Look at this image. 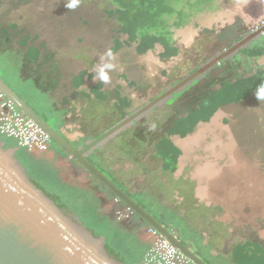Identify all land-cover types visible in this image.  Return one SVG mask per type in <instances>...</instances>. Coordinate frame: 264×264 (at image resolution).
Listing matches in <instances>:
<instances>
[{
  "label": "rangeland",
  "instance_id": "rangeland-1",
  "mask_svg": "<svg viewBox=\"0 0 264 264\" xmlns=\"http://www.w3.org/2000/svg\"><path fill=\"white\" fill-rule=\"evenodd\" d=\"M5 1L6 9L0 16V36L2 37L1 30L5 28L7 21L17 24L18 28L13 30H9L8 26L5 28L11 33L16 31V34L9 40L0 41V47L16 46V42L24 35L37 34L36 44H45L43 51L45 65L44 68L40 66L31 69V73L35 81L45 82V90L50 87L52 94L56 95L59 101L66 103L74 98L75 102L77 95L72 88L71 79L74 75L86 70L95 76L85 83L83 89L101 82L104 91L112 95L115 87L120 84L121 94L133 100L132 111L135 110V112L150 102L152 96L166 91L176 79L186 75L181 67L183 63L189 61V64L194 65L202 57L199 55L196 59L197 54L206 53L214 48L210 43L211 39L201 34L203 28H222L232 23L234 16L241 13L245 16L246 25L250 22L261 23L260 27L264 25V21L259 20L263 14L259 17V14L256 16L254 12L258 8L264 10V6L262 8L264 0H258L261 6L258 5L257 0H216L215 4L220 7L219 9L205 10L192 18L191 23L185 28L175 33L176 45L181 49L179 57L164 61L159 58L160 48L144 56H137L133 47H123L116 53H112L115 68L109 73V83H103L96 79L95 65L100 63L101 56L113 48V38L118 37L115 34L117 23L107 14V11L111 9L108 0H81L80 6L75 10L66 9L67 0ZM120 40H124V37ZM195 46L201 49V52L194 51ZM7 58L1 57L0 61H3L1 64L8 65ZM4 71V68L0 70V78L4 76ZM244 72H246L244 66L237 69L228 64L222 66L211 73L209 79H203L184 93L180 92L183 94L173 102H164L149 110L142 116L141 126L153 130L154 136L164 133L173 119L192 109L203 94L214 87L213 85L243 75ZM127 80L134 85L128 86ZM84 105V102L80 100L79 106ZM103 120H105L104 125L107 120L105 118ZM237 123L247 124L249 127L242 134L243 137L235 132ZM74 124L81 125L79 117H76ZM129 128H133V125ZM210 136L220 141L219 146L210 147L208 154L206 152L204 154L221 161L222 168L220 166L219 169L228 167L224 164L227 160L232 162L233 174L226 171L225 176L228 174L234 179L226 180V190L227 193H233L235 201H241V204L235 203L237 208L227 211L225 218L227 222H232L233 230H231L236 237L235 241L251 240L264 246V102L259 103L253 96L251 99L220 110L209 124L198 128L194 138L208 139ZM152 144L150 140L146 143L148 148ZM205 145L208 146L209 143ZM149 152H143L145 157ZM124 158L127 162L134 159L132 155L126 154ZM130 165L132 164L128 166L124 164V170L120 173L127 180L126 184L129 179L130 183L126 186H129L130 191H134L138 185L134 181L138 171ZM241 207L243 209H240ZM126 213V208L117 212L118 215H126Z\"/></svg>",
  "mask_w": 264,
  "mask_h": 264
},
{
  "label": "trees",
  "instance_id": "trees-1",
  "mask_svg": "<svg viewBox=\"0 0 264 264\" xmlns=\"http://www.w3.org/2000/svg\"><path fill=\"white\" fill-rule=\"evenodd\" d=\"M108 1L110 2L111 9L107 11V14L109 17L115 19L117 23L115 34L118 36L113 38L111 53H116L123 47H133L137 56H144L160 48L159 58L164 61L175 59L181 54V49L176 45L174 37L178 30L185 28L191 23L192 18L200 15L205 10L220 8L215 4L216 0ZM241 14L234 16V21L222 28L202 29L201 34L211 39L210 43L214 48L203 53L201 49L199 50L195 46L194 51L201 52L196 55V59L199 55H202L201 59L197 60L198 62L194 63V65L189 64V61L188 63L187 61L183 63L181 67L186 72V75L176 79L169 85V88L217 58L236 43L245 39L254 31L253 29L260 27L261 23L256 24L257 22H250L246 25L244 21L245 16ZM259 20L260 22L264 21V14ZM9 29L17 28L11 25ZM121 37H124V40H120ZM26 43L27 40H23L21 45L24 46ZM24 56L31 61H36L39 58V50L35 47H29ZM261 62H264V32L249 40L234 53L216 63L209 70L159 104L173 102L185 90L198 84L203 79H209L211 73L226 64L231 65L234 69L244 66L246 72L243 75H238L235 78L224 80L217 84L214 83L216 85H213L214 87H211L212 89L208 93L203 94L192 109L188 110L184 115L173 119L164 133L160 135L154 136L153 130L141 126L140 120L145 113L142 114L129 125H133V128L127 129L126 133H119L118 137L115 138V141L124 140L128 143L124 145L125 142L124 146H122L123 148H119L118 150L122 153L124 152L126 155H132L134 165L142 167L143 158L145 157L143 152L147 153L151 148L154 157L160 158L162 161V172H174L177 168V159L181 152L173 145L171 137L185 138L193 133L200 123L209 122L219 109L232 104L236 105L255 96V89L260 83L264 82V63ZM94 76L93 73H88L85 70L74 75L71 79V85L74 92H76L77 100L68 109L70 112L73 111L79 114L80 119L84 122L82 125L83 132L79 133L81 134L79 143L99 138L103 133L100 127L103 121H105L103 120L104 118L107 120L109 129L135 112V110L132 111L133 100L121 94L120 90L122 86L120 84L115 87L112 95L104 91L101 82H96L92 86L83 89L85 83ZM122 79L125 80L124 76H122ZM126 83L128 86L134 85L133 82H129L128 80ZM18 90H21L25 96L23 98L27 101L31 98L33 99L35 96V93L31 91L27 84L23 83L19 85ZM182 91L183 93L180 94ZM164 92L162 91V93L154 97L152 96L150 100H155ZM80 100L85 105L78 108ZM37 104L35 103L32 106L35 112L41 118H44L45 121L52 122L56 131H61L66 125L64 116L58 118L55 113H51L53 111L48 108L43 110L42 108L44 107ZM0 140L4 144V149H16L17 147L14 139L0 135ZM149 140L153 143L150 148L146 145ZM51 147L60 149L52 141ZM14 157L25 169L31 181L51 198L59 208L73 214L94 236L104 237L105 248L116 261L123 264L144 263L151 243L150 245H145L135 235V228H137L135 224L139 221L138 216L129 212L128 216L119 217L116 213V219H111L104 210L100 209L99 201L92 192L63 183L59 179L56 169L45 158L44 153L37 154L30 153L24 149H16ZM112 176L114 175L109 174L111 179H113ZM135 198L137 200L140 199L139 196H135ZM142 201L138 204L151 213L152 205L144 202L143 199ZM153 217L164 227L173 231L182 242L192 240L190 239L191 235L186 236L187 229L183 227L182 222L179 221L175 213L161 211L159 216L153 214ZM131 218L135 219L134 222L128 223L127 221L131 220ZM144 225H147V223L141 221L140 226ZM191 238L194 239L193 235ZM195 246L197 248L200 246L197 241H195ZM200 253L199 251L198 254L200 255ZM230 257L233 264H264V246L256 241L243 240L233 245L230 250ZM203 260L207 264H222L221 260L214 261L213 263L206 256L205 258L203 257Z\"/></svg>",
  "mask_w": 264,
  "mask_h": 264
},
{
  "label": "crops",
  "instance_id": "crops-1",
  "mask_svg": "<svg viewBox=\"0 0 264 264\" xmlns=\"http://www.w3.org/2000/svg\"><path fill=\"white\" fill-rule=\"evenodd\" d=\"M256 2L260 5L258 0ZM263 6L264 4L262 8ZM5 9L6 1L0 0V16ZM254 12L256 16L259 14V17L261 14H264V10H260L259 8L257 10L255 9ZM11 25L18 28L17 24L12 21H7L5 23V28H7V26L10 28ZM5 28L1 30V42H3L2 40H9L15 37L16 34V31L14 33L9 31L13 29L6 30ZM37 37V34L33 36L24 35L22 39L16 42V46L9 48L0 47V58L3 56L4 58L8 57L7 60L9 62L8 65H4L1 64L3 61H0V68H4L5 70L4 76H1V79L16 94L19 96L21 95L22 97H20L29 104V106L32 107L33 104L35 105V103H38V106L44 107L42 108L43 110H45V108L50 109L53 111L51 113H55L58 118L64 116L66 125L61 131L57 132L74 147L79 149L83 148L94 140H86L83 141V143H79V139L81 138V134L79 133L83 132L82 125L84 122L80 119L81 125L74 124L76 122V117L80 118L79 114L73 111L70 112L69 110L71 105L74 104V98L72 101L69 100L66 103L59 101L56 95L52 94V89L50 87H48V90H45V82L39 83L33 78L31 69H36L40 66L44 68L43 66L45 65V60H43L45 44H36L35 40ZM23 40H27L24 46L21 45ZM29 47H35L39 50V58L36 61L25 58L24 55ZM23 83L27 84L31 91L35 93L34 98H31L29 101L23 98L25 97L24 94L21 90H18L19 85ZM251 98H253V96L249 99ZM75 100H77V98ZM233 105L235 104L225 106L219 109L217 113ZM217 113H215L209 122L200 123L195 128L194 132L185 138H179L177 136L171 137L173 145L181 152L177 159V168L172 173L162 172V161L160 158L154 157L152 150H150L148 156L143 158L142 167H139V165L135 166L134 162L130 160L127 162L124 158L125 153L120 152L118 149L123 148L122 146L128 143L124 140L115 141V138L118 137L119 133H126L129 126L101 142L98 146L90 150L86 154V157L98 170L105 174L137 203H140L143 199L144 202L152 205V209L150 210L153 212L150 213L152 216L153 214L159 216L161 211L175 213L179 221L182 222L183 227L187 229L186 236L193 235L194 237L193 239L190 236L192 240L184 242L190 246L201 259L206 256L213 263L214 261L221 260L222 264H233L230 257V250L233 245L242 241H235L236 237L232 231V222H227L225 218V213L227 211L235 210V203H238V205L241 204V201H235L233 193H227L226 190V180L234 179L232 178L233 176H228V174L225 176L226 171L229 174H233L231 168L232 162L227 160L224 164L228 165V167L219 169L221 161L215 160L214 158L212 159L211 156L206 154H208V149L210 147L215 145L218 147L220 141H217L214 136H210L208 139L204 137L199 139L194 138L198 133V128L209 124ZM42 119L45 121L44 118ZM45 122L55 129L52 122ZM108 126L107 122H105L104 125L101 124L100 130H103L101 136L111 129H108ZM248 129L249 127L247 124L240 125V123H237L235 132H238V134H241V137H243L242 134ZM191 137L194 139L192 140ZM205 143H209V145L206 146ZM205 152L206 154H204ZM115 154L116 157H114ZM45 158L48 159L50 164L56 169L58 177L63 183L92 192L99 201L100 209L104 210L111 219H116L115 214L125 208L120 206V203L117 202L116 198L108 189L60 149L50 147V150L45 153ZM130 163L132 164L130 166L138 171L134 179L138 185H136L134 191H130L128 188L129 186H126L130 183L129 179L126 184L125 182L127 180L124 179L123 174L121 175L120 173V171L124 170V164L128 166ZM118 165L121 168H119ZM247 165H249V162H247ZM109 174L114 175L112 176L113 179L109 177ZM135 196H139L140 199L137 200ZM240 209L243 208L241 207ZM134 220L135 219L131 218V220L127 222L132 223ZM138 220L137 224H135L137 226V228H135V235L141 243L150 245L152 239L147 234V229L149 227L148 225L140 226L141 220ZM227 229H229V231H227ZM195 241L200 245L199 248L195 246ZM199 251L201 252L200 255L198 254Z\"/></svg>",
  "mask_w": 264,
  "mask_h": 264
},
{
  "label": "water",
  "instance_id": "water-1",
  "mask_svg": "<svg viewBox=\"0 0 264 264\" xmlns=\"http://www.w3.org/2000/svg\"><path fill=\"white\" fill-rule=\"evenodd\" d=\"M262 32L264 26L80 149L45 122L1 78L0 91L27 119L48 135L55 145L108 189L126 209L145 221L149 228L154 229L193 264H207L173 231L164 227L98 170L87 159L86 154ZM3 146L0 140V264H123L109 255L104 237L94 236L73 214L59 208L31 181L14 157L16 149H4Z\"/></svg>",
  "mask_w": 264,
  "mask_h": 264
},
{
  "label": "built area",
  "instance_id": "built-area-1",
  "mask_svg": "<svg viewBox=\"0 0 264 264\" xmlns=\"http://www.w3.org/2000/svg\"><path fill=\"white\" fill-rule=\"evenodd\" d=\"M0 135L14 139L16 149H24L30 153H46L51 147L48 135L27 119L1 91ZM129 212L131 211L127 209L126 215L119 214V217H126ZM147 234L152 241L143 264H193L154 229L148 228Z\"/></svg>",
  "mask_w": 264,
  "mask_h": 264
},
{
  "label": "clouds",
  "instance_id": "clouds-1",
  "mask_svg": "<svg viewBox=\"0 0 264 264\" xmlns=\"http://www.w3.org/2000/svg\"><path fill=\"white\" fill-rule=\"evenodd\" d=\"M81 0H67L65 7L68 10H75L80 6ZM114 59L113 54L109 51L105 55L101 56L100 63L95 65L96 79L103 83H109V73L114 70L115 64L112 62ZM255 97L260 102H264V82L260 83L255 89Z\"/></svg>",
  "mask_w": 264,
  "mask_h": 264
},
{
  "label": "flooded vegetation",
  "instance_id": "flooded-vegetation-1",
  "mask_svg": "<svg viewBox=\"0 0 264 264\" xmlns=\"http://www.w3.org/2000/svg\"><path fill=\"white\" fill-rule=\"evenodd\" d=\"M165 92H166V91H165ZM150 102H151V101H150ZM150 102H148V103H150ZM148 103H147V104H148ZM147 104H146V105H147ZM144 106H145V105H144ZM144 106H143V107H144ZM143 107H141V108H143ZM141 108H140V109H141ZM137 111H138V110H137ZM134 113H135V112H134ZM47 152H48V151H47ZM37 154H38V153H37ZM44 154H45V153H44ZM75 162H76V161H75ZM76 163H77V162H76ZM77 164H78V163H77ZM79 165H80V164H79ZM80 166H81V165H80ZM81 167H82V166H81ZM83 169H84V168H83ZM116 200H117V199H116ZM117 202H119V201L117 200ZM119 203H120V202H119ZM120 206L125 207L122 203H120ZM125 208H126V207H125Z\"/></svg>",
  "mask_w": 264,
  "mask_h": 264
}]
</instances>
